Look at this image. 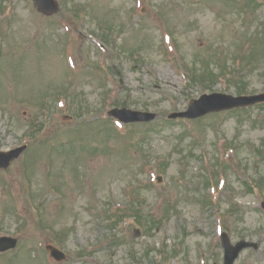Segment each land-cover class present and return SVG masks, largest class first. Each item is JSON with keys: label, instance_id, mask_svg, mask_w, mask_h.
Returning <instances> with one entry per match:
<instances>
[{"label": "rangeland", "instance_id": "1", "mask_svg": "<svg viewBox=\"0 0 264 264\" xmlns=\"http://www.w3.org/2000/svg\"><path fill=\"white\" fill-rule=\"evenodd\" d=\"M57 1L0 0V150L28 144L0 170V236L19 239L0 264H212L220 222L232 241L263 235L241 260L264 264V106L170 117L264 91V2ZM123 107L156 115L113 132Z\"/></svg>", "mask_w": 264, "mask_h": 264}, {"label": "water", "instance_id": "2", "mask_svg": "<svg viewBox=\"0 0 264 264\" xmlns=\"http://www.w3.org/2000/svg\"><path fill=\"white\" fill-rule=\"evenodd\" d=\"M35 1L39 5L41 10H44L48 13H53L57 10V5L53 0H35ZM260 101H264V94L252 95V96H237V97L222 93L205 94L200 99L195 100L190 105L188 111L180 113L179 116L198 117L212 111L244 106ZM123 112L125 114H128L130 117L128 119L121 117L125 121L126 120L147 121V120H151L154 117V115L150 113L131 111L126 109H124ZM23 149L24 147H20L18 149L6 152L3 155H1L2 159L0 158V167L7 168L9 163L13 159L19 157ZM16 243L17 241L15 239L2 237L0 238V250H6L8 248L14 247L16 246ZM59 253L57 254V256H59Z\"/></svg>", "mask_w": 264, "mask_h": 264}, {"label": "trees", "instance_id": "3", "mask_svg": "<svg viewBox=\"0 0 264 264\" xmlns=\"http://www.w3.org/2000/svg\"><path fill=\"white\" fill-rule=\"evenodd\" d=\"M207 76V75H206ZM205 76V77H206ZM194 78H198V76H194ZM110 125H111V122H109V121H107ZM110 133H112V132H110Z\"/></svg>", "mask_w": 264, "mask_h": 264}]
</instances>
